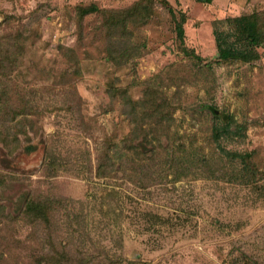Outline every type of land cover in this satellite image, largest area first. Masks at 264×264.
<instances>
[{
	"label": "rangeland",
	"instance_id": "obj_1",
	"mask_svg": "<svg viewBox=\"0 0 264 264\" xmlns=\"http://www.w3.org/2000/svg\"><path fill=\"white\" fill-rule=\"evenodd\" d=\"M262 11L0 0V264H264V42L216 62L213 36ZM212 107L242 132L219 144L249 157L219 151ZM27 199L47 218L18 213Z\"/></svg>",
	"mask_w": 264,
	"mask_h": 264
},
{
	"label": "trees",
	"instance_id": "obj_2",
	"mask_svg": "<svg viewBox=\"0 0 264 264\" xmlns=\"http://www.w3.org/2000/svg\"><path fill=\"white\" fill-rule=\"evenodd\" d=\"M94 10H98L95 5H88L82 7L80 16L92 13ZM170 15L173 18L174 32L176 39L179 42V46L186 50L184 46V23L186 16L183 12L179 11L177 17L175 12L170 8ZM228 27L227 29H213L214 42L216 46V62L223 61H242L250 62L256 60L259 56L257 47L264 42V11L261 13L254 12L251 14H242L235 17H228L225 19ZM212 113L214 121L211 126V137L214 142H217L219 151L229 159L244 160L250 156L249 152H237L228 151L219 144L222 138H234L242 136L240 127L237 125L234 127V119L231 115L220 113L215 107H212ZM34 150V146L30 145L26 147L25 151L30 153ZM5 180L3 175L0 174V189L5 187ZM6 204L4 200L0 199V209L4 210ZM49 205L45 200L23 202L18 209V213L27 214L31 212L34 216L32 222L38 219H45L49 214Z\"/></svg>",
	"mask_w": 264,
	"mask_h": 264
}]
</instances>
